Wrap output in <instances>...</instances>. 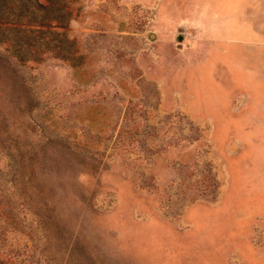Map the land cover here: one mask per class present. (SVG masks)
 Instances as JSON below:
<instances>
[{
    "label": "rangeland",
    "instance_id": "rangeland-1",
    "mask_svg": "<svg viewBox=\"0 0 264 264\" xmlns=\"http://www.w3.org/2000/svg\"><path fill=\"white\" fill-rule=\"evenodd\" d=\"M58 4L0 22V264H264V0Z\"/></svg>",
    "mask_w": 264,
    "mask_h": 264
},
{
    "label": "trees",
    "instance_id": "trees-1",
    "mask_svg": "<svg viewBox=\"0 0 264 264\" xmlns=\"http://www.w3.org/2000/svg\"><path fill=\"white\" fill-rule=\"evenodd\" d=\"M60 0H44V3L40 2L39 0H0V22L1 23H16V24H29L34 25L37 27H42L50 20L57 22V27H62L63 20L65 19V16L67 15V12H64L63 7L59 5ZM40 30H37V33L40 34ZM53 33V32H52ZM39 38L40 36L37 35ZM35 37V35L33 36ZM23 38L22 35L20 36H12V37H6L4 35V39L9 42V44L14 45L19 43V41ZM52 41V38L48 39V41H45L44 44L46 47H48V43ZM59 43L61 40L58 41ZM55 44L52 48H47L51 50L56 56L61 58H69L68 50L62 46L61 44ZM19 161V160H18ZM21 162L19 161V164ZM19 171V169H18ZM17 174V173H16ZM18 175V174H17ZM24 177L23 175H19ZM33 175H30V179H27L26 182H29L31 180V177ZM26 182L23 183V193H25V190H27V184ZM31 186L28 184V188ZM47 190L45 192L46 195V206L48 208V215L47 216V237L48 238H56L55 239V246H59V240L61 238V231H60V221L57 217V213L55 212V206H56V198H55V191L53 190L52 186L47 184ZM21 191V195H22ZM24 195H22L23 197ZM28 200L24 201V204H28ZM58 251V248H56L54 251H49V255L52 258L54 254Z\"/></svg>",
    "mask_w": 264,
    "mask_h": 264
}]
</instances>
